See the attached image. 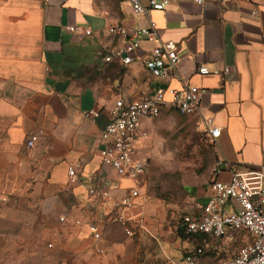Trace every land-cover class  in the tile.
Instances as JSON below:
<instances>
[{"label":"crops","instance_id":"1","mask_svg":"<svg viewBox=\"0 0 264 264\" xmlns=\"http://www.w3.org/2000/svg\"><path fill=\"white\" fill-rule=\"evenodd\" d=\"M150 18L158 41L176 45L173 74L153 77L144 68L152 47L144 40L130 65L103 63L101 55L122 44L110 27L145 23L128 0H0V264H181L194 245L205 247L201 261L220 264L251 241L242 232L220 239L188 234L179 221L211 195L216 160L224 162L222 182L235 171L264 174V0H174ZM199 66L211 73L199 75ZM187 85L202 90L200 111L189 116L211 141L212 164L178 201L149 198L145 176L132 206L116 208L134 185L100 161L114 102ZM176 112L166 105L142 123L148 136L137 141L135 158L146 170L156 151L155 124ZM206 118L221 129L215 140ZM34 134L37 143L27 149ZM76 161L81 167L71 183L68 168ZM113 183L118 188L103 200L99 189Z\"/></svg>","mask_w":264,"mask_h":264},{"label":"built area","instance_id":"2","mask_svg":"<svg viewBox=\"0 0 264 264\" xmlns=\"http://www.w3.org/2000/svg\"><path fill=\"white\" fill-rule=\"evenodd\" d=\"M174 0H128L132 13L145 20L142 26L133 29L110 27L108 32L119 38L122 44L102 54L103 63H116L121 66L130 65L135 54L140 49L142 40L152 44L151 49L142 61L144 68L153 77L167 76L174 73L180 57L176 45L172 41L160 43L157 36V26L150 18L152 11H164ZM196 4L205 2L224 5L233 0H194ZM73 31L72 27H68ZM85 35L91 32L86 30ZM199 75L211 73L205 66L196 69ZM228 69L224 73H228ZM202 90L187 85L181 90L171 88L157 89L152 95L138 101L124 102L116 100L109 113V120L100 135L101 149L99 151L101 164L112 170L119 179H126L134 187L129 195L115 202L118 209L130 208L132 201L139 195L141 180L146 176V165L135 158L136 143L146 138L147 132L142 129L146 119H155L160 115L162 107L168 105L182 115H191L200 111ZM168 95L170 101L165 97ZM207 133L211 140L220 136L221 129L215 127L211 119H204ZM38 134L30 135L25 142L27 149H32L37 143ZM224 162L216 160L212 168L211 195L198 208V212L183 215L179 221L186 233L197 236H207L215 239L228 237L239 232L245 233L251 241L239 247L229 258L220 264H264V174L254 171H235L228 181L222 182L217 176L222 172ZM80 162L72 163L68 168L71 183L77 181V170ZM118 188L113 183L108 188L99 189L98 194L103 200H110L112 191ZM95 188L89 189V195H94ZM60 221H63L61 218ZM89 230L94 240L101 237L97 224H91ZM131 235L130 231H126ZM204 245H194L181 259V264H206L201 261ZM101 253L100 248L95 249Z\"/></svg>","mask_w":264,"mask_h":264},{"label":"rangeland","instance_id":"3","mask_svg":"<svg viewBox=\"0 0 264 264\" xmlns=\"http://www.w3.org/2000/svg\"><path fill=\"white\" fill-rule=\"evenodd\" d=\"M155 152L146 172L145 194L164 202L183 197L185 185L194 182L213 162L211 141L194 129V120L178 112L155 124Z\"/></svg>","mask_w":264,"mask_h":264}]
</instances>
